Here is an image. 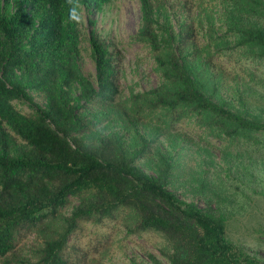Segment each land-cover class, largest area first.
Returning a JSON list of instances; mask_svg holds the SVG:
<instances>
[{
	"label": "trees",
	"instance_id": "1",
	"mask_svg": "<svg viewBox=\"0 0 264 264\" xmlns=\"http://www.w3.org/2000/svg\"><path fill=\"white\" fill-rule=\"evenodd\" d=\"M109 1L0 0V264H91L76 236L87 225L115 221L127 234L162 237L165 263L144 252L152 264H264L228 239L230 216L217 204L199 207L169 190L168 156L158 154L153 174L135 163L158 143L161 134L145 132L147 118L158 119V112L169 128L194 118L216 138L254 145L261 142L251 133L264 136V120L220 97L225 74L201 59L186 16L173 32L167 0H139L135 38L154 54L157 87L121 98L120 53L93 32L95 74L86 76L79 63L81 8L92 14ZM225 1L231 47L263 59L264 0ZM178 7L184 14L185 4ZM256 16L262 22H243ZM243 92L236 97L249 107ZM15 100L29 103L33 113L17 109ZM73 200L78 203L62 214ZM30 241L27 258L20 245Z\"/></svg>",
	"mask_w": 264,
	"mask_h": 264
},
{
	"label": "rangeland",
	"instance_id": "2",
	"mask_svg": "<svg viewBox=\"0 0 264 264\" xmlns=\"http://www.w3.org/2000/svg\"><path fill=\"white\" fill-rule=\"evenodd\" d=\"M181 3L185 4L184 14L178 7ZM227 5L225 0H167L165 9L174 33L178 32L180 15L193 22L201 59H211L216 64L215 70L225 74L219 86L220 97L228 105L231 103L233 110L264 120V58L252 57L247 49L231 47L234 37L225 32ZM249 20L244 17L243 22H262L257 16ZM90 21L94 22L93 25ZM139 26V0H110L101 11L92 14L81 8V69L86 76L93 78L95 67L89 47L90 33L93 32L110 42L120 53L121 98H127L131 93L146 92L160 84L150 46L135 38ZM208 27L211 29L209 34L206 33ZM237 91L250 95L249 107L240 105ZM34 102L43 106L42 100L37 97ZM13 104L24 113L34 111V107L25 101L15 100ZM157 114L158 119L154 116L147 118L145 132L152 136L161 134L158 143L154 144L152 154L138 158L135 163L153 174L159 164L158 154L168 156L173 165L169 190L180 200L193 202L199 207L207 202L217 204L230 216L227 222L228 239L248 255L264 261V136L251 133L261 145L242 138L219 139L197 124L194 118H185L174 128H169L168 119L161 112ZM130 145H133L132 142H129ZM76 203L78 201L73 200L62 214L68 215ZM76 241L88 256H92L89 258L91 264H131V260L152 264L144 252L165 263L160 253L164 244L160 235L145 233L137 237L127 234L121 221L100 227L87 225L76 236ZM24 242L20 245L21 253L29 258L32 254L31 241ZM95 246L98 253H94Z\"/></svg>",
	"mask_w": 264,
	"mask_h": 264
}]
</instances>
